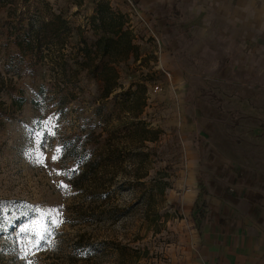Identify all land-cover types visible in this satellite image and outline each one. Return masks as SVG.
Here are the masks:
<instances>
[{"label": "rangeland", "instance_id": "374dc122", "mask_svg": "<svg viewBox=\"0 0 264 264\" xmlns=\"http://www.w3.org/2000/svg\"><path fill=\"white\" fill-rule=\"evenodd\" d=\"M10 1L0 4L1 24L9 12L34 20L42 17L38 9L62 14L72 27L66 53L97 37L91 16L99 0ZM107 1L125 13L139 48L137 58L115 64L120 77L108 97L103 81L76 63L65 73L46 57L34 75L28 66L18 70L14 35L0 26V71L14 95L25 98L14 118L1 119L0 264H175L190 153L204 145L181 129V98L157 62L158 44L141 7L134 0ZM184 66L194 104L204 91L209 100L214 92L229 96V63ZM1 98L11 102L7 91ZM222 109L215 119L228 139L220 148L264 151V129L256 127L261 118L233 113L228 103ZM57 149L63 151L53 160ZM53 209L58 215L50 218ZM44 228L37 246L35 233Z\"/></svg>", "mask_w": 264, "mask_h": 264}, {"label": "crops", "instance_id": "0c3cea01", "mask_svg": "<svg viewBox=\"0 0 264 264\" xmlns=\"http://www.w3.org/2000/svg\"><path fill=\"white\" fill-rule=\"evenodd\" d=\"M134 1L158 44L157 62L181 98V129L204 145L190 153L180 199L185 230L174 262L264 264V151L223 150L228 138L215 119L228 103L233 113L261 118L255 126L264 129V0ZM200 63L230 64L229 96L209 94L224 104L205 91L194 104L184 65Z\"/></svg>", "mask_w": 264, "mask_h": 264}, {"label": "trees", "instance_id": "16d2710c", "mask_svg": "<svg viewBox=\"0 0 264 264\" xmlns=\"http://www.w3.org/2000/svg\"><path fill=\"white\" fill-rule=\"evenodd\" d=\"M1 3L14 4L10 0H0ZM38 11L42 15L38 20L32 19L26 12L15 13L14 17L13 13L9 12L7 17L10 19L0 23V26L7 28L14 35L12 42L17 48L20 60L17 69L28 66L29 73L34 75L38 63L46 57H49V61L54 65L61 64L65 73L71 69L73 63H76L103 81V95L108 97L118 86L120 77L115 64L128 59L131 55L135 58L138 56L139 48L134 42L132 30L126 26L125 13L114 10L109 1L99 0L91 16L96 39L90 44L86 40L81 41L84 43L83 46H78L74 53H66L64 51L66 36L72 31L68 20L62 14L50 12L44 15L42 10ZM48 38L51 40L43 41ZM79 70L75 69V73H79ZM4 91L10 94V103L1 98ZM15 91V86L0 71V126L2 118H14L16 111L25 102L23 96L14 95ZM210 99L213 103L221 105L225 103V99L216 94L210 96ZM203 203L201 202V205Z\"/></svg>", "mask_w": 264, "mask_h": 264}, {"label": "snow or ice", "instance_id": "6c2138e0", "mask_svg": "<svg viewBox=\"0 0 264 264\" xmlns=\"http://www.w3.org/2000/svg\"><path fill=\"white\" fill-rule=\"evenodd\" d=\"M37 135L39 136V134H37ZM62 151H63V149H57V153H58V155H57V156H53L52 159H53V160L58 159V158H59V154H61ZM40 156H42V154H40ZM37 162L43 164V163L45 162V160H44V159H41V158L38 156V158H37ZM61 187L67 189L68 186H67V185H64V184H61ZM54 213H56V214L58 215V210H57V209H53L52 211H49V212L47 213V216L50 217V218H52L53 215H54ZM52 222L55 223V224H57V226H58L59 223H60L61 221H59L58 219H53ZM46 232H47V228H44L42 232H41V231H36L35 235L39 238L38 241H37V246H38L39 240L44 239V235H43V233H46Z\"/></svg>", "mask_w": 264, "mask_h": 264}, {"label": "built area", "instance_id": "2783aa9c", "mask_svg": "<svg viewBox=\"0 0 264 264\" xmlns=\"http://www.w3.org/2000/svg\"><path fill=\"white\" fill-rule=\"evenodd\" d=\"M168 75H170V73H168ZM154 88H155V90H159L160 89V86L159 85H156Z\"/></svg>", "mask_w": 264, "mask_h": 264}]
</instances>
